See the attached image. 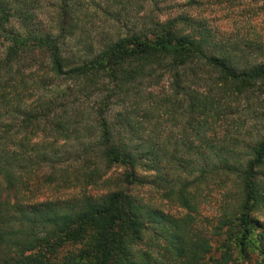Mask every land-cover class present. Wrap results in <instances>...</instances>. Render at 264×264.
Returning <instances> with one entry per match:
<instances>
[{
  "label": "trees",
  "instance_id": "obj_1",
  "mask_svg": "<svg viewBox=\"0 0 264 264\" xmlns=\"http://www.w3.org/2000/svg\"><path fill=\"white\" fill-rule=\"evenodd\" d=\"M50 1L0 0V264H264L263 48L183 14L98 41L88 6L131 0Z\"/></svg>",
  "mask_w": 264,
  "mask_h": 264
},
{
  "label": "rangeland",
  "instance_id": "obj_2",
  "mask_svg": "<svg viewBox=\"0 0 264 264\" xmlns=\"http://www.w3.org/2000/svg\"><path fill=\"white\" fill-rule=\"evenodd\" d=\"M51 1V4L55 2V0ZM158 1L131 0L127 6H122V4L118 3L109 5L115 6L116 10L125 7L123 16H105L99 11L94 12V7L89 5L88 7L91 9L88 10V15L82 16L86 20L84 34L86 33L87 36L99 41L100 39L110 38V36H114L118 32L125 34L136 26H140L139 22L141 23L143 19L148 17L143 16V13H152L153 17L159 20H167L183 14L189 15L184 17H189L190 21H193V25L180 24L182 25L180 28L186 33H195L197 29L205 25L212 31L218 41L228 42L229 44L238 43L240 47L238 52H241L239 54L244 57L245 61H255L257 57L262 56L263 53L259 52L258 46H261L264 50V0H163L159 2V7L156 6ZM44 5H46L45 2ZM49 5H47L48 8H50ZM104 6L107 7L106 2ZM51 8L54 11V8ZM53 17L56 18V16H38V20H41L42 25L49 28ZM116 17L120 20L115 21ZM198 22L202 25H199ZM13 24L19 25L16 20H14ZM119 27L121 28L119 29ZM98 41L96 43H99ZM4 53L5 43L0 34V58L4 56ZM119 109L120 106L115 105L111 114ZM111 116V119H113V115ZM120 173H122V169L114 168L109 175L116 176ZM69 191L70 193H77L79 189H71ZM91 191L97 194L99 190L92 187ZM140 192L145 199L151 200L164 211L170 213L182 212L171 201L160 196L159 192H156L154 188L145 187ZM216 198L217 195L214 194L209 201L203 204V212L206 216L210 217L216 213L218 204Z\"/></svg>",
  "mask_w": 264,
  "mask_h": 264
}]
</instances>
